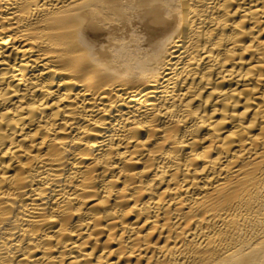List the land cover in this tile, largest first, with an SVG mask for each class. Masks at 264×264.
Masks as SVG:
<instances>
[{
	"label": "bare ground",
	"instance_id": "6f19581e",
	"mask_svg": "<svg viewBox=\"0 0 264 264\" xmlns=\"http://www.w3.org/2000/svg\"><path fill=\"white\" fill-rule=\"evenodd\" d=\"M0 264H264V0H0Z\"/></svg>",
	"mask_w": 264,
	"mask_h": 264
}]
</instances>
